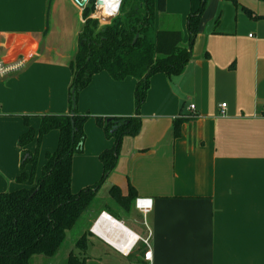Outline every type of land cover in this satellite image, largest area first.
I'll use <instances>...</instances> for the list:
<instances>
[{
  "label": "crops",
  "instance_id": "0c3cea01",
  "mask_svg": "<svg viewBox=\"0 0 264 264\" xmlns=\"http://www.w3.org/2000/svg\"><path fill=\"white\" fill-rule=\"evenodd\" d=\"M238 3L210 0L184 72L151 78L142 130L124 138L118 166L101 189L117 186L126 196L132 186L154 208L147 217L134 205L115 211L116 223L95 221L86 251L78 248L87 264H150L147 240L151 264H264V2ZM110 7L100 9L102 19L116 12ZM189 12L190 0H167L166 14L180 20L186 45ZM80 20L83 27L75 0H0V57L25 62L0 80V192L30 188L17 183L23 151L18 141L28 130L24 117L38 133L41 116L69 112ZM162 25L158 14L155 29ZM62 51H69L66 57ZM136 85L133 78L119 82L106 72L96 74L80 94L78 111L133 117ZM191 105L193 119L186 117ZM182 117L188 120L175 139L173 124ZM86 128L87 156L76 181L81 189L101 179L99 155L114 145L96 120ZM59 138V131L43 138L47 153L57 150ZM37 147L35 141L27 150ZM39 157L40 164L41 152ZM45 163L46 156L37 179ZM31 171L28 165L25 172Z\"/></svg>",
  "mask_w": 264,
  "mask_h": 264
},
{
  "label": "trees",
  "instance_id": "16d2710c",
  "mask_svg": "<svg viewBox=\"0 0 264 264\" xmlns=\"http://www.w3.org/2000/svg\"><path fill=\"white\" fill-rule=\"evenodd\" d=\"M224 1L239 5L238 0ZM96 2L92 0L83 10L78 50L70 64L69 112L41 116L38 133L31 127L30 117H24L28 130L18 141L23 151L17 183H29L30 188L0 192V264H32L36 256L55 257L68 234L87 218L85 231L77 243V248L85 252L88 229L102 213L108 212L120 221L112 205L99 198V191L118 166L124 138L136 137L142 130L140 113L151 78L160 73L169 77L181 75L192 60L199 25L210 4V0H190L186 45L180 20L166 14L167 0H122L118 14L102 27L99 19L93 18ZM117 9L110 7L109 12ZM158 14L163 25L156 30ZM102 72L114 81L136 80V114L129 118L94 117L105 136L114 140V145L99 155L103 168L101 179L75 193L72 190L74 157L84 151L85 125L92 117L79 113L78 101L93 77ZM187 120L182 117L174 121L175 139L180 137L182 124ZM52 131L60 133L58 147L54 153H47L37 179L40 143ZM35 141L38 147L32 153L27 148ZM28 165L32 166L29 174L25 172ZM108 194L109 200L127 212L138 198L132 186L126 196L117 186H112ZM67 264H87V258L71 252Z\"/></svg>",
  "mask_w": 264,
  "mask_h": 264
},
{
  "label": "rangeland",
  "instance_id": "374dc122",
  "mask_svg": "<svg viewBox=\"0 0 264 264\" xmlns=\"http://www.w3.org/2000/svg\"><path fill=\"white\" fill-rule=\"evenodd\" d=\"M91 1L92 0H90L89 3H91ZM118 6H119V4H118ZM118 6H111V8H118ZM96 11H97V13H95L93 15V18L96 17L97 19H99L100 26L101 27L104 26V25H106V24H108L109 22H111V20L114 18L113 17L112 19L111 18L110 19L109 18L108 19H102V17L100 16V11H98V9H96ZM82 28L83 27H82V23H81V20H80V31L82 30ZM77 44H78V41L77 40H74V54L76 52ZM64 52L68 53L69 51H62L61 53H64ZM66 53L63 54L65 57L67 56ZM92 119L95 120L94 116H92L87 121V123L85 125V133H86L87 136H88V134L86 132V129H87L86 127L88 125V122L90 120H92ZM30 121H31V119H30ZM85 145H86V143H85ZM46 149L47 148H46V146H44V143L41 142L40 143V148H39V153L41 152V156L42 157H41L40 164L38 162V165L39 166L42 165L41 163L44 162V160H45V156H46V153H47V150ZM80 156H82V157H80ZM85 156H87L86 147H84V151H83L82 154H77L74 157L72 190L73 191H76V192H78L82 188V187H79L80 184L78 185V183H76V181H78V179H77L78 177H81L80 174H82V171L84 169V163H83L82 159L86 158ZM38 160H40V157L38 158ZM75 174H76V176H75ZM110 189H111V187H109V188H106V186L103 187V189H101V192L99 194V198L104 199L105 201H107L108 203H110L112 205V207L114 208V211L120 213V211H122V210L119 207H117V205L114 204L111 200L108 199V197H109V194L108 193H109ZM122 214L125 215L124 212H122ZM124 217H126V216H124ZM84 220L86 221L87 218L84 219ZM84 220H82V222L77 226V228L74 231H72V232H70L68 234V237H67V239H66V241H65L62 249L58 253V255H56L53 258H47V257H44V256H36V257H34L32 259V264H67V262H68V256H69V254L71 252H75L76 255H80V258H86V254L85 253H81V251L77 248V243L81 239L82 234H83V231H85V228H84ZM147 220L148 219L144 220V224L143 225H144V228L147 230L148 235H150L151 229H150L149 221H147ZM40 259H45V260L44 261H40Z\"/></svg>",
  "mask_w": 264,
  "mask_h": 264
},
{
  "label": "built area",
  "instance_id": "2783aa9c",
  "mask_svg": "<svg viewBox=\"0 0 264 264\" xmlns=\"http://www.w3.org/2000/svg\"><path fill=\"white\" fill-rule=\"evenodd\" d=\"M80 1H84V0H80ZM90 0L86 1V5L84 7H81L82 10H84L87 5L89 4ZM96 9H98V11H100L101 7L97 6V2H96ZM97 13V11H96ZM96 18V17H95ZM25 67V62L23 60H18V61H14V62H7L4 58L0 57V80L5 79L7 76H9L10 74L14 73V72H18L21 69H23ZM226 104H222L221 108L222 110L226 109ZM187 118L189 119H193L195 117H197V113H196V108L194 105H191L189 108V113L188 115H186ZM135 208L145 217H147L148 214H150L154 208V203L153 200L151 198H144V197H139L136 199L135 201ZM111 221V220H115L113 218V216H111L110 214L107 213H103L97 220L95 223V226H97L99 223L100 225H102V221ZM117 221V220H115ZM105 227V226H103ZM147 247H148V253L146 255V259L148 261V263L151 264L152 261V253L150 250V245H149V240L145 241Z\"/></svg>",
  "mask_w": 264,
  "mask_h": 264
},
{
  "label": "bare ground",
  "instance_id": "6f19581e",
  "mask_svg": "<svg viewBox=\"0 0 264 264\" xmlns=\"http://www.w3.org/2000/svg\"><path fill=\"white\" fill-rule=\"evenodd\" d=\"M104 1V5L101 7V8H105V7H110V6H118V4H119V2H120V0H103ZM106 221V220H105ZM108 222H111V223H116V221L115 220H111V221H108ZM103 226H105V227H103ZM103 229H102V227H100L101 229V231L102 230H104L105 228H106V225H104L103 224ZM108 227V226H107ZM109 236V235H108ZM107 237V236H106ZM118 241L120 242V244L121 245H123L124 246V244L126 243V242H124V241H126L125 239H123V238H119L118 239Z\"/></svg>",
  "mask_w": 264,
  "mask_h": 264
},
{
  "label": "water",
  "instance_id": "95a60500",
  "mask_svg": "<svg viewBox=\"0 0 264 264\" xmlns=\"http://www.w3.org/2000/svg\"><path fill=\"white\" fill-rule=\"evenodd\" d=\"M75 1L78 4V6L84 7L86 5V1L87 0H84V1L75 0ZM121 3H122V0H120V3H119V6H118L117 11L113 15H109V19L110 18L112 19L113 17H115L118 14V12L120 10V7H121ZM103 5H104V1L103 0H97V6L102 7ZM137 38H138V36H137ZM137 38H136V40H137ZM136 40H135V42H136ZM111 122H112V119H109L108 120V123H111Z\"/></svg>",
  "mask_w": 264,
  "mask_h": 264
}]
</instances>
